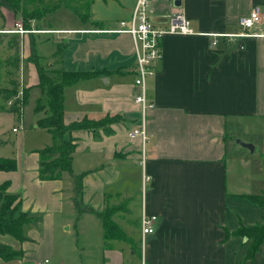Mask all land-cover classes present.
<instances>
[{
  "label": "crops",
  "instance_id": "crops-1",
  "mask_svg": "<svg viewBox=\"0 0 264 264\" xmlns=\"http://www.w3.org/2000/svg\"><path fill=\"white\" fill-rule=\"evenodd\" d=\"M179 1L195 34L161 40L157 74L147 84L154 108L144 165L141 140L129 137L139 119L133 103L132 39L86 32L118 29L129 20L135 0H91L87 22L74 25V18L62 12L66 25L33 20L34 33L24 35L14 32L21 14L0 9V90L17 76L7 65L15 36L20 44L18 90L28 91L20 118L30 102V128L45 136L36 150L26 151L23 131L13 128L14 143L2 139L0 131V160L16 161L15 171L0 170V186L19 195L21 210L32 218L24 229L26 241L8 244L23 252L19 264H264V239L250 261V243L237 236L240 228L261 225L264 218V209L251 200L264 195V0ZM174 2L151 1L154 26L169 25ZM255 6L262 15L250 30L254 36L213 37L240 33V18ZM59 49L57 67L88 75L64 90L65 123L113 119L104 127L73 133L72 172L83 174L81 206L97 214L112 209L118 237H106L94 213L79 214L70 175L58 181L39 178L37 152L51 145V137L36 127V62L55 66ZM6 113L1 104L0 117ZM236 139L252 144L254 152ZM144 174L149 180L143 195ZM143 208L158 223L141 247Z\"/></svg>",
  "mask_w": 264,
  "mask_h": 264
},
{
  "label": "trees",
  "instance_id": "trees-1",
  "mask_svg": "<svg viewBox=\"0 0 264 264\" xmlns=\"http://www.w3.org/2000/svg\"><path fill=\"white\" fill-rule=\"evenodd\" d=\"M91 0H59L53 5L44 6L42 0H0V9L2 7L21 14V23L25 30H30L29 22L40 20L48 13L59 8H67L77 13L74 6L80 4L83 12L89 7ZM35 3L37 5H35ZM83 21L87 22L89 16L78 14ZM0 11V19H1ZM1 37V36H0ZM12 57L7 65L17 75L7 89L0 90V100L2 101V110L10 113H19L20 107H24L28 98V91H23V99L16 98L19 89L18 75L20 72V44L17 37H12L10 42ZM62 55L60 49L53 56L57 61L53 67H43L37 64L40 97L36 100L34 114L38 116L36 127L48 132L51 137V145L37 152L38 154V173L41 181H58L63 174L70 175L74 180V203L79 210V214L94 213L89 208L81 206V182L83 174L74 175L72 172L73 154L76 150L75 140L72 137L74 132L82 130H91L100 127L96 125L101 122H91L81 120L66 124L64 120V90L76 84L80 79L88 75L80 73H71L61 70L58 66L59 58ZM57 64V65H56ZM9 101L12 105L9 108L5 106ZM111 120L103 122L110 123ZM110 131H107L109 134ZM16 169L14 159H1L0 170L12 172ZM7 185L0 186V236H10L19 243L26 241L24 229L32 222V218L21 210V198L19 195L8 193ZM253 203L264 209V195L251 198ZM112 209L104 211L102 214L94 213L100 220L105 236L118 237L121 232L112 222ZM237 236L246 239L250 246L246 252V260H252L258 251L264 239V218L261 225L246 229L240 228ZM23 252L12 249L11 247L0 243V260L2 261H21Z\"/></svg>",
  "mask_w": 264,
  "mask_h": 264
},
{
  "label": "built area",
  "instance_id": "built-area-1",
  "mask_svg": "<svg viewBox=\"0 0 264 264\" xmlns=\"http://www.w3.org/2000/svg\"><path fill=\"white\" fill-rule=\"evenodd\" d=\"M152 0H135L134 6L128 21L120 22L119 28L116 30H97L86 31L94 34H127L131 37L134 50L135 63L133 67L134 74V94L133 103L138 108L139 119L137 127L130 131L129 137L132 139L139 138L141 140V162L144 165L145 153L144 147L148 141L147 126L150 119V113L154 108L152 100L149 98L148 81L154 79L157 74V64L161 59V40L165 35H194L195 32L190 26L188 18L180 7H175L176 11L170 16L169 25L159 28L150 21L149 8ZM262 10L259 6H255L250 13L240 18L238 26L240 33L234 35H215L213 37H221L226 39L245 38L254 36L250 34L256 25L261 22ZM15 33L24 35L34 33V30H25L22 24L16 25ZM216 41H213L214 46ZM18 100L23 99V91L20 89L16 96ZM12 101L7 103L10 107ZM22 107H20V111ZM13 132H17L13 129ZM149 178L143 175V195L144 188ZM158 219L156 216L149 215L144 208L140 214V245L143 246L144 239L153 235L156 230Z\"/></svg>",
  "mask_w": 264,
  "mask_h": 264
},
{
  "label": "rangeland",
  "instance_id": "rangeland-1",
  "mask_svg": "<svg viewBox=\"0 0 264 264\" xmlns=\"http://www.w3.org/2000/svg\"><path fill=\"white\" fill-rule=\"evenodd\" d=\"M44 6H50L55 4L56 2H58L59 0H42ZM35 5H37L35 3ZM73 8H75L77 10V13L73 12L70 9L67 8H60L62 9L59 13H57V15H54L53 13L58 10H53L52 12L48 13L45 16V19L43 18L41 23H46L49 24L52 27H57V26H61L62 23H64L66 25L67 21L60 19L59 15L63 12V14H65V12H68V16H72V18H74L73 20V24H81L83 22L82 18L79 17L78 14L82 15L85 14V12H83V7L78 4L76 6H74ZM66 9V10H64ZM49 16V17H48ZM48 17V18H47ZM19 79V84H20V78ZM2 104V101L0 100V105ZM6 108H9L7 105L5 106ZM23 108V107H22ZM31 108V103L29 102L28 107L24 110V117L23 120L20 118L22 116L21 112L19 113H6L1 115L0 117V131L3 134V136L1 137L4 140H8L10 142H13L16 140V134L14 132H12L13 128L19 129V131H23V133H25V142H26V151L28 150H36V147L39 145V143H41V137H43V133H37L35 131H33L30 128V120H31V115L32 112L30 113V109ZM23 121V124L21 125ZM100 125L102 127H104L106 125L105 122L101 121L99 123H97L96 125ZM45 137V136H44ZM12 146V145H10ZM110 208H108L107 210H109ZM132 220V219H130ZM27 228L25 227V231L27 232ZM73 231V229H72ZM64 236H62L61 238H63ZM73 239H74V244H75V235H73ZM0 242H3V244L5 243L7 246H9L8 244H18L19 242H17L15 239H13L10 236H0ZM140 246V244H139ZM12 249H16L14 246H9ZM137 254V253H136ZM57 261V259H56ZM56 261H54L56 263ZM53 262V263H54ZM0 264H19L18 261H2L0 260Z\"/></svg>",
  "mask_w": 264,
  "mask_h": 264
},
{
  "label": "water",
  "instance_id": "water-1",
  "mask_svg": "<svg viewBox=\"0 0 264 264\" xmlns=\"http://www.w3.org/2000/svg\"><path fill=\"white\" fill-rule=\"evenodd\" d=\"M174 5H175V7H180V1L175 0ZM235 143L238 144L239 146H241L242 148L249 150L250 153L254 152V147L250 143H244L238 139L235 140Z\"/></svg>",
  "mask_w": 264,
  "mask_h": 264
}]
</instances>
